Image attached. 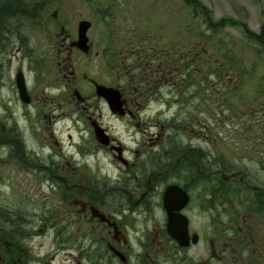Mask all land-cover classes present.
Segmentation results:
<instances>
[{
    "label": "flooded vegetation",
    "instance_id": "af4514ba",
    "mask_svg": "<svg viewBox=\"0 0 264 264\" xmlns=\"http://www.w3.org/2000/svg\"><path fill=\"white\" fill-rule=\"evenodd\" d=\"M70 10L68 0H0V89L8 90L3 105H15L0 127V264H66L73 250L84 264H264V102L239 103L247 120L229 136L225 159L199 167L198 142L171 132L184 115L151 105L169 103L176 50L198 58L197 43L132 32L116 52H100L90 26L84 52L82 19L75 24ZM116 56L114 83L87 71L91 58L106 67ZM96 84L119 91V109ZM99 152L104 172L90 162Z\"/></svg>",
    "mask_w": 264,
    "mask_h": 264
},
{
    "label": "rangeland",
    "instance_id": "374dc122",
    "mask_svg": "<svg viewBox=\"0 0 264 264\" xmlns=\"http://www.w3.org/2000/svg\"><path fill=\"white\" fill-rule=\"evenodd\" d=\"M71 7V21L79 19H87L91 21V27L88 30V36L94 43V51L107 49L108 53L117 51L119 40L128 42L133 35L132 32H146L157 34V39L164 37L174 42H179L180 46H188V44L198 45V52L204 53L203 60L210 63L224 60L226 57L233 59L232 66L227 69L225 79L228 86L216 81L213 84L217 88V94L213 95L215 90L208 91L202 96L207 98V103L200 105L201 97H198V85H195V80L200 75L193 74L186 79L188 88L185 92L183 90L178 92L177 89L170 93L169 103H162L161 101L152 103L158 109V105H169L163 107L166 116L172 118L173 116L182 117L184 115L186 122L179 127L178 124L172 125L171 129H175L174 133H179L182 136L188 135L191 142L203 146L206 150L213 153V156L228 153V145L231 144L229 136L241 128L242 124H246L245 118H240L241 112L245 111L238 105L239 103H254L264 101V93L260 97H253L254 92L260 89L264 83V45L246 39L241 26L227 24L223 28L210 31L205 27L204 21L201 17L196 16L192 9L186 7L182 0H68ZM202 5H205L213 20L217 21L222 18L232 21H241L244 23L249 31L260 33L259 28L264 18V0H198ZM73 17V18H72ZM184 44V45H183ZM181 47V48H182ZM189 48V47H187ZM127 49H124V52ZM198 53V54H200ZM94 52H92V55ZM122 56H116L112 60L106 62V67L103 66L105 61L101 58H91L87 67V71L100 79L104 84L114 83L115 80L109 69L122 64ZM126 60V59H125ZM15 63H12L14 66ZM124 67V66H123ZM106 68V69H105ZM194 69V67H192ZM240 69V70H239ZM109 70V71H108ZM192 82L194 86L188 81ZM196 86V87H195ZM203 89V88H202ZM202 89L200 94H202ZM235 90L236 97L230 96L231 91ZM8 90L6 87L0 89V127L5 125L4 117L6 107H14L15 105H3L2 102L7 101L6 94ZM213 95V96H212ZM213 98V99H212ZM211 99L213 100L211 102ZM214 99L219 102L214 103ZM234 103L233 107L226 109L222 103ZM94 105H102V103L95 102ZM182 105L181 109L179 106ZM185 105V106H184ZM196 105V106H194ZM157 112V110H155ZM104 122L117 129V122L108 116L106 111L102 109ZM196 115L194 120L189 121L192 115ZM263 116L252 115L255 117ZM264 118V116H263ZM18 121L20 124L24 121H19L18 117L13 116L12 123ZM253 121V120H250ZM172 123V122H171ZM174 123V122H173ZM172 123V124H173ZM61 128L65 124L60 125ZM67 126V124H66ZM66 128L62 129L64 131ZM72 133L73 143H80L78 136L73 129L67 128ZM198 133V138L197 134ZM237 133V132H235ZM65 134V132H63ZM241 144L240 140L236 141ZM67 149L71 151L68 146ZM91 146L93 142L90 143ZM84 149V145L81 144ZM97 156L91 164L96 167H102V171L109 170L107 165V157L104 154L97 153L90 157ZM79 159L78 155H75ZM90 160V158L88 159ZM107 160V161H106ZM83 167V166H82ZM73 259L66 261V264H84L83 258L77 257L74 250L71 252ZM76 255V256H75ZM92 260H95L92 256Z\"/></svg>",
    "mask_w": 264,
    "mask_h": 264
},
{
    "label": "trees",
    "instance_id": "16d2710c",
    "mask_svg": "<svg viewBox=\"0 0 264 264\" xmlns=\"http://www.w3.org/2000/svg\"><path fill=\"white\" fill-rule=\"evenodd\" d=\"M182 2L186 7L191 8L192 12L196 16L201 17V19L204 21L205 27H207L208 30L214 32L218 28H223L227 24H231V25L238 24V26L242 27L241 30H243V34H244L246 39H249L250 41H253V42H257L260 45H264V18L262 19V22L260 24V28H259L260 33L256 34L252 31H249V28H247V26L244 23H242L241 21H232V20L224 19V18L217 20V21L213 20L208 8L205 5H202L198 0H182ZM174 43H177V42H174ZM174 43H171V44H174ZM188 45H190V44H188ZM177 52L180 53L181 51L176 50V53H175V55H176L175 59L179 60L181 65L179 67V72L177 75L178 77L176 79L177 83L174 85V87L173 86L171 87V88H173L172 91H175V89H177L178 92H180V93L182 90H183V92H185L187 90L186 88H188L186 79L189 78L190 75H192V73L196 74V75H197V73H198V75L201 74L200 77L196 78L197 81L196 80H195V82L190 81V80H188V81L193 86H194V84L192 82H194L196 86L198 85V97H201V102L199 104L205 105L208 100H207V98H204L202 95L208 91L213 92V90H215L213 95L217 94L218 90L213 85V84H216V81L219 80V82L228 86L227 80L225 79L226 74H224V73H226L227 69H229V67L232 66L233 59L226 57L224 60L214 62V63H210L207 60H203L204 53H202V52L201 53L198 52V53H200V54H198V58L194 54L189 55L188 52H185L184 53L185 55L183 57H180V55ZM192 67H194V69H192ZM192 76H194V75H192ZM183 81H184V83H183ZM201 89H202V94H200ZM263 93H264V83H263V85L260 86L259 90L254 92L253 97L254 98H256L257 96L260 97L261 94L263 95ZM230 96L236 97L235 90L231 91ZM212 99H211V102L213 101ZM258 100L255 99L254 102L256 103ZM215 102L218 103L219 101L217 99H214V103ZM262 102H264V101H262ZM222 104L224 105V107L226 109H228L229 105H231V103H227V102L222 103ZM242 108L245 111H247V105H244ZM186 149L189 150L190 148L186 147ZM190 156H192V155H190ZM192 158H193V156H192ZM192 158H189L187 160H191ZM223 159H225L224 153H220L218 155L213 156L212 152L206 150L203 146L198 145V166L199 167L212 166V165L217 164L216 163L217 161H222ZM190 162H192V161H190ZM218 165L225 169L224 165H221V164H218Z\"/></svg>",
    "mask_w": 264,
    "mask_h": 264
},
{
    "label": "water",
    "instance_id": "95a60500",
    "mask_svg": "<svg viewBox=\"0 0 264 264\" xmlns=\"http://www.w3.org/2000/svg\"><path fill=\"white\" fill-rule=\"evenodd\" d=\"M90 21L88 20H81L78 24V41L77 45L84 50V52L88 51V38L86 36V31L90 26ZM16 85L19 89V92L21 96L23 97L24 93H26L25 85H24V80L22 77L19 75L16 77ZM96 92L98 95L104 97L107 101V104L110 106L112 111H116L117 109L120 108L122 105V101L120 99V93L116 88L112 87H107L102 84H96ZM96 136L98 140L101 143L107 144L108 143V138L105 136L101 130L96 128Z\"/></svg>",
    "mask_w": 264,
    "mask_h": 264
}]
</instances>
